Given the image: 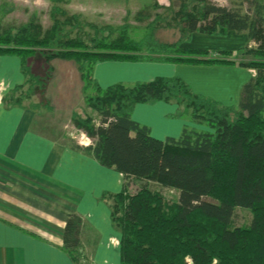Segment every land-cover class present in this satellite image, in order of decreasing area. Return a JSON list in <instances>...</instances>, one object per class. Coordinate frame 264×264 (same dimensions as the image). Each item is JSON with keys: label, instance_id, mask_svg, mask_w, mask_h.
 <instances>
[{"label": "trees", "instance_id": "16d2710c", "mask_svg": "<svg viewBox=\"0 0 264 264\" xmlns=\"http://www.w3.org/2000/svg\"><path fill=\"white\" fill-rule=\"evenodd\" d=\"M201 1V15L187 18L188 34L174 42L154 37L157 28L170 24L168 18L154 12L159 6L156 2L133 15L145 25L140 26L146 32L138 39L131 34L135 27L129 21L101 31L85 22L80 13L53 6L49 27L32 20L7 37L15 47L0 46V52L21 55L26 75L23 53L40 47L39 53L48 62L40 66L49 75L44 94L53 76L52 60L75 62L87 107L101 115L97 125L87 117H75V124L96 139L88 149L126 179L125 190L111 196L112 220L121 232L122 264H264V62L246 64L236 58L249 46L236 53L225 50L217 54L183 46L194 32H246L257 42L255 53L264 58V3L238 0V6H227ZM246 4L249 8L244 10ZM85 26L96 31L89 43L81 34ZM75 29L80 31L76 37L72 36ZM103 60L239 64L255 67L257 75L242 87L235 108L196 93L178 76L119 82L103 89L93 75L95 64ZM90 82L98 92L95 96L86 92ZM26 86L9 100L20 103L31 96L22 94ZM19 95L23 99H15ZM186 100L194 104L190 116L183 112ZM156 101H176L181 106L179 117L204 128L186 125L178 138L152 136L148 126L132 118V110L137 103ZM155 185L177 191V198L166 199ZM237 207L252 212L249 225L233 224ZM83 223L81 215L71 213L63 232L64 248L77 264L88 260L80 238Z\"/></svg>", "mask_w": 264, "mask_h": 264}, {"label": "crops", "instance_id": "0c3cea01", "mask_svg": "<svg viewBox=\"0 0 264 264\" xmlns=\"http://www.w3.org/2000/svg\"><path fill=\"white\" fill-rule=\"evenodd\" d=\"M23 1L37 5L52 2ZM67 1L73 4L77 0ZM253 42L246 32H194L183 46L212 54L225 50L236 53ZM57 59L69 73L62 78L63 89L65 85L67 88L65 98L73 96L68 90L71 75L82 81L84 92L75 62L55 58L51 62L53 76L43 96L49 107L42 103L37 106L33 96L12 103L9 98L26 86L27 75L20 54L0 52V264H77L63 243L71 213L83 217L80 238L90 264H122L121 232L112 220L111 196L125 190L124 174L101 163L88 149L95 138L82 133L80 141L64 140L49 132L51 120L64 122L87 108L82 92L75 103L64 105V117L60 116L52 88ZM93 75L103 89L119 82L132 84L178 76L196 93L238 108L242 87L257 75V70L239 64L103 60L95 64ZM179 109L176 101L140 102L134 105L132 118L162 140L180 137L186 125L204 128L179 117Z\"/></svg>", "mask_w": 264, "mask_h": 264}, {"label": "rangeland", "instance_id": "374dc122", "mask_svg": "<svg viewBox=\"0 0 264 264\" xmlns=\"http://www.w3.org/2000/svg\"><path fill=\"white\" fill-rule=\"evenodd\" d=\"M212 1L227 6H238L239 2L238 0ZM0 2V46L2 47H15V42H12L10 39L7 40V37L14 36L21 27L28 25L32 20L39 22L44 28L49 27L53 22V6H57L62 10L70 11L71 13H80L85 22L92 23L94 25V27L92 25L93 28L101 31L105 26L117 27L129 21L130 24L135 27L133 28L134 30L131 31V34L135 35L134 37L138 39L140 36L144 35V32L146 31L145 27H140L143 25L142 23L133 19V15L145 5L155 4L156 2L159 6L154 12L162 14L165 18H168L170 24H162L160 28H157L155 30L154 37L159 41L174 42L183 39L188 34L186 27L184 26L185 20L194 16H200L203 11L204 4L201 0H77L73 4L60 0L38 5L33 4L32 2L28 3L23 0H0ZM247 8H249L248 4L244 5L243 9L246 10ZM78 32H80L79 29H75L72 36L76 37ZM81 34L82 38L89 43V40L95 37L96 31L89 26H85L84 30L81 31ZM1 38L3 39L1 40ZM4 38L5 41H3ZM257 46V42L254 41L251 46L237 53L236 58L246 64L260 61L264 62V58L259 57L258 54L255 53ZM39 52L40 47H37L36 51L33 53H23L26 63L28 83L22 94L25 92L27 95L33 96L37 106L42 103L44 106L46 105L45 107H49V103L45 99L46 97H43L45 96L44 87L48 81L49 75L46 72V69L40 67L42 63L46 64L48 62ZM61 62L62 61L60 59L54 61L57 69V79H54V85L52 88H54L53 99L55 105L59 110L60 116L63 118L64 114L61 110H65L64 105H66L67 102L72 101L75 103L77 99H80L78 97L81 96L80 94H82L83 90L80 88V86H82V81H77V78L71 75L73 80L70 79V82L72 83L68 90L73 96L70 100L65 98L67 88L65 85V90L63 89L62 78L69 73H66L63 70ZM252 68L257 70L255 67ZM88 86L89 87L86 91L88 94L94 96L98 94L93 83L90 82ZM42 98H44V100ZM15 99L21 100L23 97L19 95L16 96ZM41 100H43V102H40ZM185 103L187 104H184L183 112L186 116H190L192 110L194 109V104H190L193 103V101L186 100ZM51 115L54 116V113L52 112ZM75 117L78 119H82L84 117L90 118L92 122L97 125L98 121H100L101 115L93 109L87 107L84 113L72 116L64 122L60 119L51 120L49 125L51 128L49 127V132L52 135L64 140L80 141L83 138L82 133L86 136L88 135L83 131V129L75 124ZM155 188L162 190L166 199L170 201L175 200L178 196V193L175 190L165 189L160 185H155ZM117 214L118 216H121L122 211H118ZM252 217V212L249 209L237 207L233 217V224L235 226L249 225L252 221ZM81 263L90 264L89 258L87 261L81 260Z\"/></svg>", "mask_w": 264, "mask_h": 264}]
</instances>
